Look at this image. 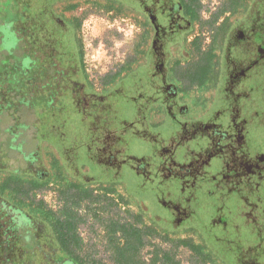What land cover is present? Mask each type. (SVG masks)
Here are the masks:
<instances>
[{
	"label": "rangeland",
	"instance_id": "374dc122",
	"mask_svg": "<svg viewBox=\"0 0 264 264\" xmlns=\"http://www.w3.org/2000/svg\"><path fill=\"white\" fill-rule=\"evenodd\" d=\"M237 1L244 7L251 2V0ZM67 2L75 6L66 9L67 4H60L56 6V10H62L67 17L75 19L79 24L76 40L81 44L84 68L93 89L99 93L110 84V90L104 95L106 105L110 109H101L99 119L110 124L111 129L114 130L115 140H119L117 148L120 147L118 149L122 152L118 154L120 169L118 177L104 176L100 165H96L87 157L92 154L95 141L89 131L90 114L86 115L87 119L83 118L82 114L87 113L83 111L85 109L72 103L66 94L61 96L58 102L50 103V106H47L45 99L28 100V103H31L34 120L39 121L31 131L34 133L36 143L42 146L41 150L45 146L55 150L57 146L61 147V142L65 148L76 146L79 151L76 154L79 158L77 171L92 178L91 182H95L96 187L112 181L121 182L123 190L117 186V191L112 194L113 197L96 201L97 196H102L101 192L96 190V193L90 194V199H83L77 203V219L80 220L77 230L82 239V249L79 252L85 261L84 264L97 260L105 264H115L113 257L118 256L115 254L116 246L109 243L105 231L109 221L116 220L122 223L125 217L132 220L131 217L142 207L146 215L161 227L166 228L170 222L167 207L163 205V202L168 201L162 190L165 188L166 192L168 189L174 192L180 185L181 178L176 177L162 182L156 171L157 164L165 165L167 158L175 155L177 164L189 165L198 149L209 148L210 143L214 146L213 151L218 145L219 147L222 145L220 137H215L217 141L211 143L213 136L208 140L205 134L191 135L194 128L212 124V132L217 128H224L227 132L226 129L231 123V125L235 123L240 125L244 122L246 142L251 147L252 154L264 153V56L249 63L251 65L249 75L243 78L239 85L243 87L242 91L245 95L238 96L239 89L229 90L232 77H229V67L224 65L225 52L221 40L220 44L212 46L214 59L208 67L207 84L203 79L195 81V85L189 90L182 88L169 106L168 102L171 99L162 94V91H158L161 76L156 64L152 63V57L147 49L143 54L147 40L146 29L141 15L131 12V1L70 0ZM228 3L229 0H199L201 21L198 25L201 28L199 33L202 40L200 48L205 45L204 39L210 36V26L214 31L220 20L230 14L232 6ZM254 3L255 11L260 13L264 1L258 0ZM237 8L238 11L230 16L229 22H233L241 13L242 7ZM56 16L59 17V14L56 13ZM32 17L30 12L24 14L19 0H0V23H9L16 25L15 27L20 24L30 33L38 21V18ZM260 18H264V12H261ZM70 28H72L70 34L74 36L75 31L73 27ZM223 35L226 41V31ZM17 60L18 55L0 52V127L21 121L29 124L28 122L32 120L31 116L23 113V107L19 105V99L25 96L26 89H29L30 85L28 82L26 84L29 86H26L24 82L17 81V74L10 65ZM201 74L205 76L204 72ZM201 74L198 71L196 77L201 78ZM114 80L116 83L111 84ZM229 101L234 105L228 103ZM234 107L240 110L237 111V116L234 115L236 110ZM246 112L250 115L245 116ZM59 138L62 141H59ZM240 139L238 137V140ZM16 159L15 156L11 158V168L16 166ZM214 160L218 162L219 159ZM58 161L66 168V161L63 158ZM44 165L48 166V159L44 160ZM179 165L176 168H180ZM254 165L255 163L244 164L248 170ZM74 179L79 181L77 178ZM218 180H220L219 176L215 175L211 179L209 175H204L200 181L194 182V190L199 193L200 198H208L210 190L206 189H212ZM188 187L182 193L184 196L185 191H189ZM58 193L56 190L45 189L36 194V199L43 200L47 208L54 211L61 210L65 205L70 206L73 200L70 193ZM116 194L126 201V206L117 203ZM214 194L217 196L220 193L212 190V196ZM98 216L104 220L102 223L96 220ZM3 220L6 225L5 230L16 227V220L12 221L10 216ZM146 226L149 224L146 223ZM185 237L183 234L169 236L173 242ZM162 238V235H156L150 240L152 246L143 247L139 255L130 258L128 263L155 264L150 261L155 254L161 259L164 252H169L172 257L170 264H201L187 249L179 247L173 250L172 243ZM193 240L197 239L193 238ZM155 261L156 264L160 262V260ZM205 264L219 263L214 261Z\"/></svg>",
	"mask_w": 264,
	"mask_h": 264
},
{
	"label": "flooded vegetation",
	"instance_id": "af4514ba",
	"mask_svg": "<svg viewBox=\"0 0 264 264\" xmlns=\"http://www.w3.org/2000/svg\"><path fill=\"white\" fill-rule=\"evenodd\" d=\"M130 1L132 7L137 8L140 12L146 29L147 40L143 54L146 49L150 52L152 63L156 64L161 76L158 82V91H162V94L171 99L168 102L169 106L177 94H180L182 88L189 90L192 85H195V81L203 79L207 84L209 80L208 67L214 59L212 46L220 44L221 40L225 52L224 65L229 67V77H232L229 90L239 89L238 96L245 95L242 91L243 87L239 85L241 80L249 75L248 71L251 66L249 63L264 56V18H260L261 12H264V3L261 4L259 13L255 11L256 4L254 3L258 0H251L245 7L238 2L239 7H242L239 16L233 22H229V18L232 16L230 12L220 20L214 31L210 26V36L208 39H204L205 45L200 48L202 40L201 28L198 25L201 21L199 0L196 3L190 0L192 5L187 6L185 1L188 0H139V4L134 3L133 0ZM60 4H67L66 9L75 6L68 2L54 4L51 9L49 8L47 12L43 13L45 15L37 17V24L30 33L25 27L17 25V34L14 40V51L18 55V60L15 63L17 75H15L17 81L24 82V85L28 82L30 85L29 89H26L25 96L19 99V105L22 106L23 101L31 100V98H41L45 99L47 106H50V103L58 102L60 97L66 94L72 103L85 109L83 111L87 113L82 114L83 118L87 119L86 115L90 114L89 131L95 141L94 148L91 150L92 154L90 153L87 157L96 165H100L104 176L116 178L120 170L118 156L122 150L118 149L120 147L117 148L119 140H115L114 130L111 129L110 124L99 119L101 109H110L106 105L104 96L110 90V84L97 93L88 76L85 78L87 73L83 68V60L80 59L77 48L76 26L78 22L67 17L62 10H56V6ZM131 12L133 11L131 10ZM56 13L61 17L56 16ZM69 26L73 27L74 36H71L72 28ZM225 31L227 33L226 41H224L225 36L223 35ZM261 35H263L262 38H260ZM256 50L258 51L256 52ZM198 71L200 74L204 72L205 76L201 74V78H197ZM115 80L111 84L116 83ZM29 85L26 84V86ZM152 92L154 93V90ZM57 98L59 99L57 100ZM228 103L233 104L232 101ZM234 109H236L234 115L237 116V111L240 112V110L238 107H234ZM244 115L250 114L246 112ZM35 122L36 120H30L29 124L24 121L12 122V132L1 135L4 139L0 141V168L32 177L50 176L48 187L42 188L38 193L45 189L56 190L59 192L58 194H61L63 189H68L67 193H76L82 196L87 191L92 194L96 193V184L91 182L92 178L77 171V160L79 159L76 155L79 152L77 147L73 145L65 148L61 142V147L57 146L55 150L46 146L41 150L42 146L36 143L34 133L31 131ZM231 124L226 129L227 132L224 128H217L212 132V124L194 128L191 135L205 134L208 140L213 136L211 143L217 141L215 137H220L222 145L220 147L218 145V148L213 151L214 146L210 143L209 148L198 149L189 165L177 164L175 155H170L165 165L157 164L156 171L162 182L170 181L176 177L181 178V183L174 192H170L169 189L166 192L165 188L162 190L168 201L163 202V205L167 207V212L172 218L171 223L175 222L181 225L193 215L197 206L191 205V201L196 200V196L199 195L194 190V182L200 181L204 175H209L211 179L215 175L219 176L220 180L216 182L215 188L227 189L228 192L238 190L243 182H247L246 184L250 188L252 181L255 179L260 181L264 177V153L252 154L251 147L247 146L244 122L240 125ZM238 137L241 139L238 140ZM59 141L62 139L59 138ZM1 152L6 156L3 157ZM11 154H13L12 157L17 158L14 168L10 167ZM60 158L66 161V168L60 165L58 161ZM217 158L218 162L214 160ZM45 159H48L47 167L44 165ZM245 162L255 163V165L248 170L244 166ZM178 165L180 168H176ZM52 178L53 181H51ZM74 178L79 181H75ZM102 186L110 187L115 191L118 186L123 190L119 181H112V183ZM187 186H189V191H185L186 195L184 196L182 193ZM8 216L12 221L16 220L15 225L18 231L22 229L21 226L25 225L22 213L6 199L0 197V219L3 220ZM46 231V228L40 227L36 235H49V231ZM45 246L50 251L55 250L51 243Z\"/></svg>",
	"mask_w": 264,
	"mask_h": 264
},
{
	"label": "trees",
	"instance_id": "16d2710c",
	"mask_svg": "<svg viewBox=\"0 0 264 264\" xmlns=\"http://www.w3.org/2000/svg\"><path fill=\"white\" fill-rule=\"evenodd\" d=\"M19 1L24 14L30 12L34 18H37L45 15L43 13L47 12L54 4L70 0ZM236 1L229 0L228 4L232 6L231 15L239 7L238 1ZM133 2L139 4V0L137 2L133 0ZM185 2L186 6L192 5L190 0ZM194 2L196 3L197 0H193ZM131 10L140 14L135 7H132ZM196 18H198L197 15ZM15 26L9 23H0V52L17 55L14 51V40L17 34ZM78 27L79 24L76 29ZM6 34L7 37L10 36L7 38ZM77 48L80 59H82V47L78 41ZM10 65L15 71V63ZM85 78H87L86 74ZM30 104L28 100L23 101V113L32 116V121H34ZM38 123L39 121H36L34 125ZM11 128L12 124L9 123L0 127V141L4 139L1 136L3 133L12 132ZM1 154L3 157L6 156L3 152ZM2 178H4L3 181ZM49 182L50 176L48 175L32 177L0 168V197L16 207L22 213L25 222L20 231L17 227L5 230L6 225L0 219V264L85 263L79 252L82 249V239L77 230L80 221L77 219V203L83 199H90L91 193L90 191L84 192L83 196L71 193L70 197L73 200L70 206L65 205L61 210L54 211L47 208L43 200L36 199L38 191L48 187ZM246 183L243 182L238 190L230 192L227 189H216V184L212 189L207 188L210 190V193L208 192L210 196L203 199L200 198V195L196 196V202L191 201L193 206H197L193 215L181 225L169 222L168 226L163 228L148 217L142 207L133 216L129 214L132 216V220L125 217V221L122 223L116 220L109 221V224L105 226V231L109 243L116 246L115 254L118 256L113 257L114 263L129 264L130 258L139 255L143 247L152 246L151 239L156 235H162L164 241L172 243L173 250H177L179 247L187 249L191 256L201 264L214 261L219 264H264V177L260 181L257 179L252 181L250 188ZM96 190L102 194L101 197H96V201L102 198L106 199L105 197H113L112 194L116 192L114 189L102 185L96 187ZM212 190L220 194L212 196ZM67 191L68 189H63L62 193H67ZM117 196V203L126 206V201L119 194ZM114 206L117 207L118 204H114ZM96 220L101 223L104 221L99 216ZM171 220L172 218H170ZM146 223L149 226H146ZM40 227L46 228L49 235L37 236V230ZM182 234L186 237L179 238L176 242L169 238L172 235ZM193 238L197 240L194 241ZM50 243L55 247L54 251H50L45 246ZM156 257H158L157 254L150 261L156 264L155 260H160L158 264H170L172 258L169 252H164L161 259ZM90 264L105 263L97 260Z\"/></svg>",
	"mask_w": 264,
	"mask_h": 264
}]
</instances>
